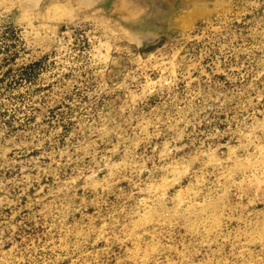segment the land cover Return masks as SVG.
Masks as SVG:
<instances>
[{"label":"rangeland","instance_id":"rangeland-1","mask_svg":"<svg viewBox=\"0 0 264 264\" xmlns=\"http://www.w3.org/2000/svg\"><path fill=\"white\" fill-rule=\"evenodd\" d=\"M0 264H264V0H0Z\"/></svg>","mask_w":264,"mask_h":264}]
</instances>
